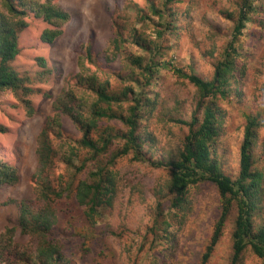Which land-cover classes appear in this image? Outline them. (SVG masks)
Returning a JSON list of instances; mask_svg holds the SVG:
<instances>
[{"label": "rangeland", "instance_id": "1", "mask_svg": "<svg viewBox=\"0 0 264 264\" xmlns=\"http://www.w3.org/2000/svg\"><path fill=\"white\" fill-rule=\"evenodd\" d=\"M51 1L69 16L61 35L52 44L42 43L40 36L50 26L27 10V27L18 34L19 55L10 64L32 91L26 99L33 114H27L25 105L11 91L0 92V165L15 169L19 178L14 185H0V204L13 200L38 205L37 136L47 119H57L53 100L67 87L76 86L77 65L86 48L91 49L99 64L90 67V73L95 72L101 82L107 80L115 91L128 85L137 90L130 81L135 78L143 82L142 70L131 66L128 57H142V67L153 60L159 67L144 89L145 96L155 104L153 112L141 122L143 161H135L129 154L111 163V155L122 145L117 139L96 161L86 150H80L76 166L85 163L82 172L56 162L53 179L63 175L76 185L89 179L95 167L110 163L117 183L111 204L101 208L93 221L86 218L85 208L76 204L72 191L64 193L55 201L57 224L50 239L60 248L62 264H200L221 213L217 190L210 183L193 186L187 196L188 213H174L165 189L168 171L154 168L150 162L177 156L188 128L176 122H188L199 102L196 88L174 76L172 69L209 81L232 40L242 0H172L170 4L167 0ZM248 18L234 43L236 71L228 96L212 100V105L224 114L216 159L220 170L231 179L238 174L247 118L264 124V0H252ZM116 32L127 41L108 62L105 58L112 57L109 54ZM160 32L163 34L158 36ZM136 35L145 42L136 45ZM141 45L148 50L141 49ZM39 59L44 61L43 67ZM129 104L113 107V111L121 113ZM59 120L61 127L51 134L52 142L58 146L59 140L66 139L75 146L81 132L67 117L62 115ZM110 129L117 131L122 126L102 121L94 138ZM254 140V168L264 174V128L256 131ZM18 215L17 205L0 207V234L13 229L19 255L28 258L26 264H42L35 259L38 238L21 233ZM155 218L171 222L170 241L153 237ZM234 218L235 209L207 264H231ZM253 222L255 227L264 226V197ZM237 264L264 263L247 248Z\"/></svg>", "mask_w": 264, "mask_h": 264}, {"label": "trees", "instance_id": "2", "mask_svg": "<svg viewBox=\"0 0 264 264\" xmlns=\"http://www.w3.org/2000/svg\"><path fill=\"white\" fill-rule=\"evenodd\" d=\"M171 2L172 0H167V3ZM27 10H31L37 18H41L50 26L40 36L41 42L45 44H52L61 35V27L68 22L69 16L53 5L51 0L44 3H33L32 0H18V3L15 0H0V92L11 91L17 100L25 105L27 114L32 115L33 108L26 99L32 91L26 88L25 80L10 65L19 55L18 34L27 27L24 21ZM251 10L252 0H242L234 23L232 40L223 60L215 66L209 81L177 68L172 69L174 76L186 80L196 88L199 102L188 122L183 120L176 122L188 128L177 156L150 162L152 167L168 171L169 179L165 189L170 196V207L174 213H188L187 196L193 186L210 183L217 190L221 213L200 264H207L222 237L225 223L233 209H235V218L231 236L233 248L231 264H237L247 248L264 263V226L255 227L253 222V217L260 211L264 197V174L255 170L252 156L256 131L264 128V124L253 117L247 118L239 149L238 174L235 179H231L220 170L216 159V144L224 114L212 105V100L217 98L224 100L228 96L233 81L232 74L236 71L233 57L234 43L242 34ZM161 34L163 33H158V36ZM133 40L136 45L145 42L137 35ZM126 41L116 32L109 54L112 57L109 58L110 56L107 55L106 61L110 62L114 59ZM140 47L148 50L144 45ZM38 62L42 67L45 65L42 59ZM128 62L131 66L142 70L143 82L140 83L135 78L130 81L137 90L128 85L115 91L111 89L107 80L101 82L95 72L90 73V67H99V64L91 49L86 48L77 65L79 72L75 77L76 86L67 87L53 100L52 108L57 119H47L37 136L35 182L38 186L36 193L38 205L34 207L13 200L0 204V207L17 205L21 233L38 238L35 250L37 262L42 264L63 262L60 248L50 239L57 224L54 208L57 199L64 193L72 191L76 204L85 208L86 218L93 221L99 216L101 208L111 204L116 190V174L111 169L110 163L95 167L89 179L80 180L74 185L73 180L67 181L63 175L53 179L56 162L64 164L67 169H73L77 173L82 172L85 163L76 166L80 150H86L90 159L96 161L99 156L109 152L117 139L122 141V145L111 155V163L129 154H132L133 160L143 161L141 122L145 120L147 114L153 112L155 104L151 98L145 96L144 89L150 85L159 64L151 60L142 67V57H128ZM126 102L130 104L123 112L113 111V107H121ZM62 115L67 117L82 134L75 146L66 139L59 140L58 146H55L51 140V134L55 131L59 132L61 127L59 118ZM105 120L120 123L122 129L106 130L101 132L98 138H94L95 132L100 131L101 122ZM57 135L61 137L59 133ZM18 181L15 169L6 164L0 165V185H14ZM170 229L171 222H159L157 218L151 231L154 238H165L170 241L173 237ZM13 235V229H6L0 234V264H26L28 258L19 255V247L14 243Z\"/></svg>", "mask_w": 264, "mask_h": 264}]
</instances>
